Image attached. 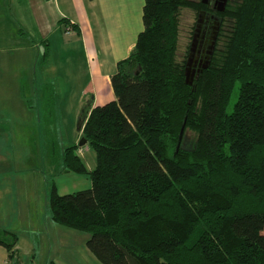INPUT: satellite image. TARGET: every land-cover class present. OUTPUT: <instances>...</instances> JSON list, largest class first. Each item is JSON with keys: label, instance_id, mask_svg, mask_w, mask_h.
<instances>
[{"label": "trees", "instance_id": "1", "mask_svg": "<svg viewBox=\"0 0 264 264\" xmlns=\"http://www.w3.org/2000/svg\"><path fill=\"white\" fill-rule=\"evenodd\" d=\"M185 8L205 5L143 0V30L110 77L115 99L87 103L81 136L95 167L78 144L63 151L64 172L88 176L91 187L49 188L51 220L88 233L100 264H264V0L216 13L231 28L219 49L220 27L193 86L177 55ZM183 126L196 135L191 150L177 149ZM17 241L0 234L10 261Z\"/></svg>", "mask_w": 264, "mask_h": 264}, {"label": "crops", "instance_id": "2", "mask_svg": "<svg viewBox=\"0 0 264 264\" xmlns=\"http://www.w3.org/2000/svg\"><path fill=\"white\" fill-rule=\"evenodd\" d=\"M142 9L143 0H0V136L8 141L50 124L55 112L47 117L40 107L60 77L68 92L82 87L78 96L91 97V107L114 100L110 77L135 47ZM3 149L0 175L7 178L14 174L13 159ZM0 264H11L2 246Z\"/></svg>", "mask_w": 264, "mask_h": 264}, {"label": "rangeland", "instance_id": "3", "mask_svg": "<svg viewBox=\"0 0 264 264\" xmlns=\"http://www.w3.org/2000/svg\"><path fill=\"white\" fill-rule=\"evenodd\" d=\"M193 1L197 3L201 0ZM227 2L234 5L239 0ZM198 15V9L185 8L180 12L177 44L180 60L188 58L189 47L196 33ZM231 23L226 18L219 24L218 32L221 27L224 34L218 44L219 49L224 45ZM59 79V84L56 82L54 87H50L49 93L46 92L44 108L42 103L40 107V114L45 110L47 117L55 112L53 118L47 120L50 124H46L45 128L42 126L41 129H34L31 133L13 134L8 141L5 136H0V149L6 148L8 157L9 152H12L14 168L12 176L6 178L0 175V234L2 236L7 231L18 237L15 247L17 258L11 264H48L51 261L57 264H75L79 260L88 261V264H100L86 247L89 234L53 222L47 204L52 183H56L59 195L72 194L91 187L88 176L73 173L61 175L59 172L63 168L64 149L77 145L82 138L77 129L78 120L91 99L88 96H78L82 87L68 92L67 88L61 87V77ZM40 91H44V88H40ZM53 93L59 96L56 97ZM53 98H58L57 102H53ZM82 100L87 102L83 103ZM195 138L193 131L183 129L177 149L191 150ZM2 154L5 157L7 152ZM77 155L82 158L88 170L95 167V153L86 144L79 147Z\"/></svg>", "mask_w": 264, "mask_h": 264}, {"label": "flooded vegetation", "instance_id": "4", "mask_svg": "<svg viewBox=\"0 0 264 264\" xmlns=\"http://www.w3.org/2000/svg\"><path fill=\"white\" fill-rule=\"evenodd\" d=\"M220 2L221 0H207L206 4H204L205 9L199 11L198 19H200V23L196 37L195 53L192 56V64L195 69H198L202 64L209 46L214 42L213 38L216 28L219 30V24H222L220 23L221 20L216 16Z\"/></svg>", "mask_w": 264, "mask_h": 264}, {"label": "water", "instance_id": "5", "mask_svg": "<svg viewBox=\"0 0 264 264\" xmlns=\"http://www.w3.org/2000/svg\"><path fill=\"white\" fill-rule=\"evenodd\" d=\"M201 2L203 4H206L207 0H201ZM226 2H227V0H221V2L219 4V7L217 8L218 12H224ZM199 23H200V19H198V21H197V27H196V30H195L196 33L193 35V40H192V43H191V46H190V49H189V55H188V58L186 59V63H185L184 76H185V84L187 86H193V84H194L193 81L197 80L198 76L203 72V70L208 68V66L210 64L211 56H212L213 51H214L215 39H216L218 28H216V32L214 34V38H213L214 42L209 46V49L206 52V56L202 60V64L200 65V67L198 69H195V66L192 64V59H193L192 56L195 53V45H196V39H197L196 37H197ZM89 110H90V106H87L84 109V111L81 114V116L79 117L78 126H77L78 131L82 130V127H83V124H84V121H85V117L89 113ZM183 129H184V126L181 128V131H180L178 146H179V143H180V139H181V136H182ZM85 144H86V139L82 137L80 139L79 143H78V147H82Z\"/></svg>", "mask_w": 264, "mask_h": 264}, {"label": "built area", "instance_id": "6", "mask_svg": "<svg viewBox=\"0 0 264 264\" xmlns=\"http://www.w3.org/2000/svg\"><path fill=\"white\" fill-rule=\"evenodd\" d=\"M71 32H72L71 29H66V30H65V34H66V35H69Z\"/></svg>", "mask_w": 264, "mask_h": 264}]
</instances>
